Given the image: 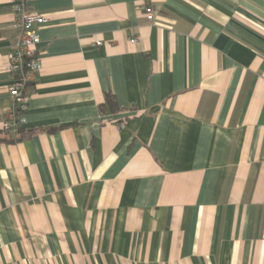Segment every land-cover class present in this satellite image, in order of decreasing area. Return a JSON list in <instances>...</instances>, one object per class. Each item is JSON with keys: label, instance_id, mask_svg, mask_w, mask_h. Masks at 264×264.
Returning a JSON list of instances; mask_svg holds the SVG:
<instances>
[{"label": "crops", "instance_id": "crops-1", "mask_svg": "<svg viewBox=\"0 0 264 264\" xmlns=\"http://www.w3.org/2000/svg\"><path fill=\"white\" fill-rule=\"evenodd\" d=\"M151 2L29 0L40 67L5 132L0 0V264H264V0Z\"/></svg>", "mask_w": 264, "mask_h": 264}, {"label": "built area", "instance_id": "built-area-1", "mask_svg": "<svg viewBox=\"0 0 264 264\" xmlns=\"http://www.w3.org/2000/svg\"><path fill=\"white\" fill-rule=\"evenodd\" d=\"M141 9L145 19L153 22V6L151 0H141ZM14 25L17 36L11 44L8 53V72L13 81L8 88L11 96V107L1 123L3 131H13L25 123L23 113L29 97L30 83L38 72L40 63L36 53L39 42L37 26L47 22V16L33 11L29 7V0H11ZM136 37L130 39L135 42ZM100 45V42H96Z\"/></svg>", "mask_w": 264, "mask_h": 264}]
</instances>
